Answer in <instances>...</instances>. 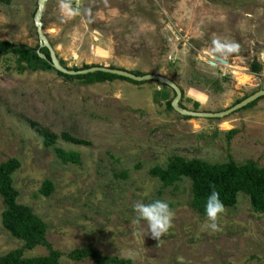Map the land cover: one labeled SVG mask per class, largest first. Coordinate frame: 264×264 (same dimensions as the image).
<instances>
[{
    "label": "rangeland",
    "instance_id": "374dc122",
    "mask_svg": "<svg viewBox=\"0 0 264 264\" xmlns=\"http://www.w3.org/2000/svg\"><path fill=\"white\" fill-rule=\"evenodd\" d=\"M59 3L45 4L41 22L66 68L166 77L181 88V106L196 112H222L264 90V0H70L72 16ZM37 9L38 0H0V41L37 48ZM254 63L260 73L251 71ZM241 73L250 77L244 85ZM174 97L155 81L86 84L56 71L20 72L13 55L0 59V163L19 162L12 176L18 203L46 223L60 264H96L67 257L87 246L133 264H177V257L183 264H264V214L247 195L224 207L213 232L192 206L190 179L167 186L150 173L173 157L264 167V97L222 119H186L168 107ZM43 132L56 136L54 145ZM58 150L74 157L65 161ZM155 200L173 213L159 241L144 234L143 222L132 224L133 202ZM3 210L0 196V257L23 246L3 226ZM48 253L38 246L24 256Z\"/></svg>",
    "mask_w": 264,
    "mask_h": 264
},
{
    "label": "trees",
    "instance_id": "16d2710c",
    "mask_svg": "<svg viewBox=\"0 0 264 264\" xmlns=\"http://www.w3.org/2000/svg\"><path fill=\"white\" fill-rule=\"evenodd\" d=\"M37 50L44 55V58L36 53ZM7 55H13L17 58V69L20 72L27 70L56 71L51 64L50 52L46 48L38 46L31 49L8 41H0V59ZM60 63L64 66L62 61ZM91 67L85 66L82 69L75 68L73 70L79 71ZM251 71L255 74L260 73L261 65L252 64ZM56 73L68 79L84 80L86 84L102 83L114 79L139 83L102 72L81 76H69L58 71ZM130 73L135 76H144L140 72ZM257 101L245 108L253 106ZM171 102H168V107L172 110ZM185 118L190 119L189 117ZM235 133V130H231L228 135L233 136ZM42 135L45 137V143L48 147L55 144L56 136L49 132H43ZM69 139L74 143H81L76 139ZM58 154L65 161L74 157L73 154H65L62 150H58ZM19 166L20 164L16 160L0 163V196L4 206L2 223L13 237L23 242L22 248L0 257V264H60L62 254L54 250L48 242L46 223L35 215L31 208L18 203L19 193L13 185L12 176ZM150 173L167 186L173 185L182 178L190 179L193 194L192 206L203 216H205L206 199L213 189L219 193V199L224 207H234L237 204L238 195L245 194L250 198L252 209L257 213L264 214V167H259L253 161H248L243 165H237L233 161L211 164L199 159L185 160L182 157H173L165 169L155 167ZM52 188V183L46 181L42 188L43 195L49 196L52 193ZM38 246L47 247L49 249L48 255L30 258L24 256L26 251H31ZM67 257L73 261L91 259L96 264H133L130 260L103 256L98 250L89 246L73 250L67 254Z\"/></svg>",
    "mask_w": 264,
    "mask_h": 264
},
{
    "label": "water",
    "instance_id": "95a60500",
    "mask_svg": "<svg viewBox=\"0 0 264 264\" xmlns=\"http://www.w3.org/2000/svg\"><path fill=\"white\" fill-rule=\"evenodd\" d=\"M48 1L49 0H38V9L35 13L34 20H35V25L37 27L39 47L48 49V51L50 52V57H51V64H52L53 68L58 72H61L65 75H69V76H81V75L93 74L96 72H102V73H108V74L124 77V78L130 79V80H133L135 82H146V81L158 82L159 84L167 86L174 91L175 97L171 102L172 108H173V110L178 112L180 115L185 116V117L210 118V119L211 118H213V119L226 118V117L234 114L235 112L247 107L249 104H251V103L259 100L260 98L264 97V90L261 89V90L255 92L254 94H252L251 96L241 100L240 102H238L237 104H235L231 108L224 110L222 112H215V113H213V112H196V111H191V110L185 109L181 106L180 102L183 98V92H182L181 88L179 86H177V84H175V82L171 81L170 79H168L166 77H163L160 75H153V74H146L144 76H135L132 73L128 72L127 70L112 69V68L105 67V66H93L89 69L79 70V71H74V70H71L69 68H66V67L61 65L59 59L57 58V56L54 52V50L51 48V46H50V44L46 38V34L43 30V24L41 22V19H42V14H43L45 4ZM36 53L39 54L40 57L44 58V55H42L39 50H37ZM213 60L216 63L221 64L222 66L230 67L229 63L222 58L213 57Z\"/></svg>",
    "mask_w": 264,
    "mask_h": 264
},
{
    "label": "clouds",
    "instance_id": "9594fccd",
    "mask_svg": "<svg viewBox=\"0 0 264 264\" xmlns=\"http://www.w3.org/2000/svg\"><path fill=\"white\" fill-rule=\"evenodd\" d=\"M59 10L62 15L72 16L77 14V10L73 9L70 0H60ZM132 210L135 218L132 224L142 223L145 235H150L153 239L160 238L168 231L171 226L173 213L169 205L161 200H155L151 203L133 202ZM224 205L219 199V193L213 189L208 195L204 212L209 223L207 227L211 231L217 230L216 220L218 214L223 213ZM177 264H183V258L177 257Z\"/></svg>",
    "mask_w": 264,
    "mask_h": 264
},
{
    "label": "bare ground",
    "instance_id": "6f19581e",
    "mask_svg": "<svg viewBox=\"0 0 264 264\" xmlns=\"http://www.w3.org/2000/svg\"><path fill=\"white\" fill-rule=\"evenodd\" d=\"M236 79L241 85H244L250 80V77L246 73H241L236 75ZM222 128L225 130H230L232 128L231 123L228 121H224Z\"/></svg>",
    "mask_w": 264,
    "mask_h": 264
}]
</instances>
